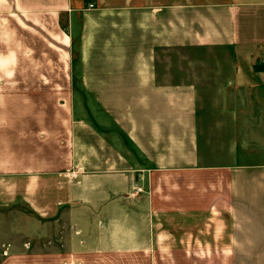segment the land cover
I'll return each mask as SVG.
<instances>
[{"label":"crops","instance_id":"obj_1","mask_svg":"<svg viewBox=\"0 0 264 264\" xmlns=\"http://www.w3.org/2000/svg\"><path fill=\"white\" fill-rule=\"evenodd\" d=\"M47 229L37 263L264 264V0H0V264Z\"/></svg>","mask_w":264,"mask_h":264},{"label":"rangeland","instance_id":"obj_2","mask_svg":"<svg viewBox=\"0 0 264 264\" xmlns=\"http://www.w3.org/2000/svg\"><path fill=\"white\" fill-rule=\"evenodd\" d=\"M76 1V0H75ZM76 90H78V88H76ZM78 97H80V101L78 103V106L80 108V112H82V115L84 117V119L86 120H91L94 118V116H98V110L96 109V107H94L92 105L91 102H89L88 98L83 96L80 92H77ZM105 125H107V128L113 129L115 130V128L110 124V122L107 120L105 121ZM129 150V149H128ZM131 151V150H129ZM132 153L134 151H131ZM134 154V153H133ZM199 220H201L199 223H197V225H192V224H188L186 223L184 226L180 225V226H172L170 229L174 232V233H183L184 230H197L198 228L202 227V221L204 220L203 216H201L199 218ZM204 223V222H203ZM198 227V228H197ZM187 228V229H186ZM50 229L46 231V235L48 236H42V238H28L26 241L27 245L25 247V251H22L23 254L20 257H16V259H13L14 261H12L10 264H55L51 261H46L44 260L43 262L37 263L36 259V252H39V254H48V251H50V243L51 241V235H50ZM37 239H41V240H37ZM49 248V249H47ZM44 257H49V256H44ZM45 259V258H44ZM117 264H131L132 262H129L127 260H118L116 261ZM60 264H63L62 262ZM67 264V263H66ZM75 264H80L75 263ZM83 264V263H81Z\"/></svg>","mask_w":264,"mask_h":264},{"label":"built area","instance_id":"obj_3","mask_svg":"<svg viewBox=\"0 0 264 264\" xmlns=\"http://www.w3.org/2000/svg\"><path fill=\"white\" fill-rule=\"evenodd\" d=\"M88 6H90V7H91L92 5L89 3V4H88Z\"/></svg>","mask_w":264,"mask_h":264}]
</instances>
